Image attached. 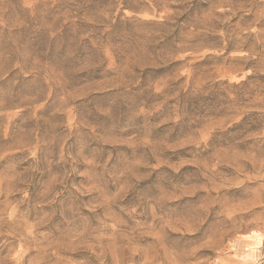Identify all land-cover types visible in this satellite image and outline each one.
Masks as SVG:
<instances>
[{"label":"rangeland","instance_id":"1","mask_svg":"<svg viewBox=\"0 0 264 264\" xmlns=\"http://www.w3.org/2000/svg\"><path fill=\"white\" fill-rule=\"evenodd\" d=\"M0 264H264V0H0Z\"/></svg>","mask_w":264,"mask_h":264}]
</instances>
